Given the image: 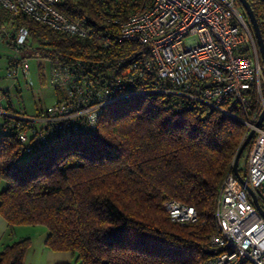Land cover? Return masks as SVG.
<instances>
[{"label": "trees", "instance_id": "trees-1", "mask_svg": "<svg viewBox=\"0 0 264 264\" xmlns=\"http://www.w3.org/2000/svg\"><path fill=\"white\" fill-rule=\"evenodd\" d=\"M142 1L74 0L62 10L93 27H118L111 19L125 20ZM248 2L264 42V0ZM4 17L13 18L12 27H28L42 56L95 49L91 39L0 9V22ZM132 47L120 43L111 52L125 55ZM144 79L131 86L149 91L106 105L94 132L58 136L32 154L2 118L0 216L12 236L16 226L44 225V245L72 255V262L54 264H205L213 256L218 189L245 127L206 104L161 91L154 73ZM167 199L193 206L197 221H172L162 207ZM29 245L28 237L4 244L0 264H23Z\"/></svg>", "mask_w": 264, "mask_h": 264}, {"label": "built area", "instance_id": "built-area-1", "mask_svg": "<svg viewBox=\"0 0 264 264\" xmlns=\"http://www.w3.org/2000/svg\"><path fill=\"white\" fill-rule=\"evenodd\" d=\"M106 1V0H104ZM74 0H0V9L25 15L51 30L91 39L93 52L72 56L58 52L49 59L48 83L56 100L35 115L2 105L0 117L17 132L27 154L58 136L94 132L102 109L113 101L149 89L132 88L150 74L165 93L183 95L241 122V143L253 130L246 156V185L264 212V63L249 18L239 0H143L118 27H93L86 17L62 10ZM0 22V40L9 38L18 51L29 45L28 27ZM120 43L132 44L125 55L112 53ZM9 58L6 77L21 73L28 85V56ZM233 160L215 202L213 256L205 264H264V214L233 172ZM238 169V163H237ZM172 221L193 223V206L167 199L162 204Z\"/></svg>", "mask_w": 264, "mask_h": 264}, {"label": "rangeland", "instance_id": "rangeland-1", "mask_svg": "<svg viewBox=\"0 0 264 264\" xmlns=\"http://www.w3.org/2000/svg\"><path fill=\"white\" fill-rule=\"evenodd\" d=\"M5 18L7 17H4V20ZM39 47L37 41L30 40L29 45L18 51L17 54V50L13 47L9 38L0 40V94H6L1 103L4 107H9L11 104L14 111L28 116L39 113L55 101V89L48 83L49 59L40 55ZM16 54L29 57L30 85L26 83L21 73L18 75L17 80L6 77L8 60ZM2 121L0 117V132ZM247 150L248 146L244 148L238 160L239 169L245 170L246 168ZM2 186L3 183L0 184V188ZM46 232V227L42 224L15 227L13 232L15 240L23 237L30 239V245L25 252L23 264H45L47 262L46 246L41 240ZM52 255L54 254L52 253Z\"/></svg>", "mask_w": 264, "mask_h": 264}, {"label": "water", "instance_id": "water-1", "mask_svg": "<svg viewBox=\"0 0 264 264\" xmlns=\"http://www.w3.org/2000/svg\"><path fill=\"white\" fill-rule=\"evenodd\" d=\"M239 2L243 6V8H244V10H245V12H246V14H247V16L249 18V21H250V24L252 26V29H253V32H254V36H255V39H256V42H257V45H258L259 53H260L261 59H262V61L264 63V42H263V38H262V35H261V31H260L258 22L256 20V17H255V15L253 13V10H252L248 0H239ZM263 119H264V112H262L260 118L256 122V125H258ZM252 134H253V130H251L248 133L246 138L243 140V142L241 143V145L237 149V151L235 153V156H234L232 169H233L234 174L237 176V178L246 186L247 190L249 191L250 195L252 196L253 202L256 205L257 209L262 214H264V212L261 209V207H260V205H259V203H258L253 191L248 187V185H246L245 181L243 180V178L241 177V175L239 174L238 169H237L238 159H239L242 151L244 150V148L247 146L249 140L251 139Z\"/></svg>", "mask_w": 264, "mask_h": 264}, {"label": "crops", "instance_id": "crops-1", "mask_svg": "<svg viewBox=\"0 0 264 264\" xmlns=\"http://www.w3.org/2000/svg\"><path fill=\"white\" fill-rule=\"evenodd\" d=\"M57 98L56 91H55V100ZM11 105V104H10ZM11 109L14 110L11 106ZM46 233L41 238L44 244V238ZM15 237H13L8 232V225L7 222L0 216V249L3 247L4 244L12 242ZM52 253L54 255H52ZM45 254L47 255V262L45 264H54L58 261H70L72 262V255L66 251H50L49 248L46 247ZM49 259V260H48Z\"/></svg>", "mask_w": 264, "mask_h": 264}]
</instances>
